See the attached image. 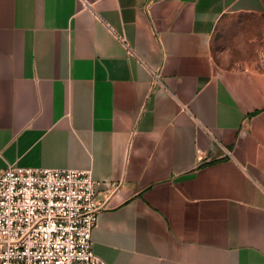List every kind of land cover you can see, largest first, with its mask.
Returning <instances> with one entry per match:
<instances>
[{"label": "crops", "instance_id": "1", "mask_svg": "<svg viewBox=\"0 0 264 264\" xmlns=\"http://www.w3.org/2000/svg\"><path fill=\"white\" fill-rule=\"evenodd\" d=\"M8 167L101 183L104 264H264V0H0Z\"/></svg>", "mask_w": 264, "mask_h": 264}, {"label": "built area", "instance_id": "2", "mask_svg": "<svg viewBox=\"0 0 264 264\" xmlns=\"http://www.w3.org/2000/svg\"><path fill=\"white\" fill-rule=\"evenodd\" d=\"M100 186L77 169L0 172V264H104L92 249Z\"/></svg>", "mask_w": 264, "mask_h": 264}, {"label": "rangeland", "instance_id": "3", "mask_svg": "<svg viewBox=\"0 0 264 264\" xmlns=\"http://www.w3.org/2000/svg\"><path fill=\"white\" fill-rule=\"evenodd\" d=\"M245 17H231L230 25L237 21L247 20ZM243 30H246L243 28ZM242 28L237 27H221L216 31L211 44V56L217 67L225 68L235 66L238 58L242 57V51L248 45V35L245 34ZM249 30V29H248ZM242 50V51H241Z\"/></svg>", "mask_w": 264, "mask_h": 264}]
</instances>
